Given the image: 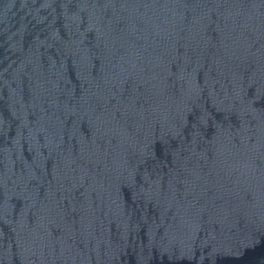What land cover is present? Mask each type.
Listing matches in <instances>:
<instances>
[{
    "label": "water",
    "instance_id": "1",
    "mask_svg": "<svg viewBox=\"0 0 264 264\" xmlns=\"http://www.w3.org/2000/svg\"><path fill=\"white\" fill-rule=\"evenodd\" d=\"M0 264H264V0H0Z\"/></svg>",
    "mask_w": 264,
    "mask_h": 264
}]
</instances>
